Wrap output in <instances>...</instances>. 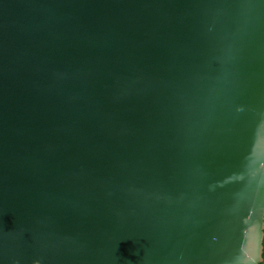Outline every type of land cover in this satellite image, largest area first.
Masks as SVG:
<instances>
[{
  "label": "water",
  "instance_id": "water-1",
  "mask_svg": "<svg viewBox=\"0 0 264 264\" xmlns=\"http://www.w3.org/2000/svg\"><path fill=\"white\" fill-rule=\"evenodd\" d=\"M0 264H264V0H0Z\"/></svg>",
  "mask_w": 264,
  "mask_h": 264
}]
</instances>
